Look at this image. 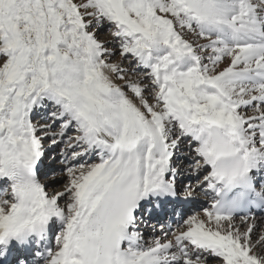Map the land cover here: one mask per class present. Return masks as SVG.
I'll return each instance as SVG.
<instances>
[{
	"label": "snow or ice",
	"instance_id": "snow-or-ice-1",
	"mask_svg": "<svg viewBox=\"0 0 264 264\" xmlns=\"http://www.w3.org/2000/svg\"><path fill=\"white\" fill-rule=\"evenodd\" d=\"M0 264H264V0H0Z\"/></svg>",
	"mask_w": 264,
	"mask_h": 264
}]
</instances>
